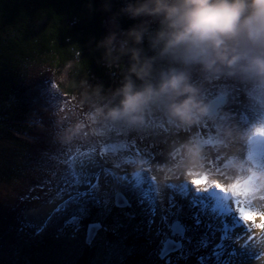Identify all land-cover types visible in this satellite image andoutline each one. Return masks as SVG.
<instances>
[{"label": "rangeland", "instance_id": "374dc122", "mask_svg": "<svg viewBox=\"0 0 264 264\" xmlns=\"http://www.w3.org/2000/svg\"><path fill=\"white\" fill-rule=\"evenodd\" d=\"M109 29L115 45L119 46V26L109 22ZM30 77L31 88L37 94L39 92L40 97L44 96L40 99L41 107L38 101L35 103L36 108L43 110L44 119L40 123L39 120L34 121L30 136H34L36 142L31 140L33 143L30 150H17L10 143L0 142V155H3L0 159L9 163L11 168L15 167L18 175L8 182L0 179V264H17L21 259L17 245L27 239L29 231L31 235L39 233L41 236H48L54 219L63 218L74 209L77 202L80 201L77 209H74L76 211L89 209L94 200L102 212L108 214L115 206V197L119 198V202H127L125 208H118V212H114V219L123 223L125 231L129 224L134 225L136 231L135 224H139L133 222L130 215L135 218L140 215L142 218L140 221L143 225H138L137 228L139 231L143 230L148 238L143 250L146 261H151L152 264H234L233 246L230 245H234V235L229 244V238L220 240L211 234L209 236L208 233H202L205 224H210L215 219L210 220L203 209L194 204L192 198L190 204V200H187L189 198L179 191L181 189L170 190L164 203H161V190L150 193V189L147 191L149 184L141 179L139 192L147 197L143 198L142 195L141 200L133 202L132 199L137 194L132 192L138 190L131 189L130 186L139 183L144 171V180L154 177L159 179V183H166L168 186L185 182L191 189L205 186L207 189L203 190L209 191V188L213 190L215 182H221V190H225L226 186L219 178L227 176L236 164L264 168V85L257 80L242 77L225 76L204 81L199 71L193 70V81L202 87L205 102L227 97L217 115L205 119L196 128L181 129L172 126L161 112H155L149 113L142 127L132 128L107 116L108 109L116 102L108 103L105 110L98 106V113L91 112L92 103L95 102L93 100L86 106L88 110L73 107L53 86L50 68H37ZM102 116L105 119L101 120ZM227 126H230L231 134L226 133L228 130L224 131ZM166 135L164 143L157 142ZM229 135L235 136L236 140L233 139L227 146L225 143ZM192 136L199 138L204 147L205 158L200 167L189 164L183 152L182 144ZM26 138L29 139V136ZM213 144L216 148L211 152ZM213 155L215 158H212ZM93 161L106 164L104 168H108V171L90 172L91 166L87 169L86 164ZM214 161H217L220 168L217 174L213 173ZM185 163L189 165L182 166ZM133 165L137 167H132ZM126 176L129 181H126ZM154 186L157 188L156 184ZM90 189L93 191H89ZM126 190L131 192L127 194V198L131 199L132 204L124 196ZM242 200L247 204L253 203L243 198ZM144 203H148L149 208ZM188 203L199 209L188 212ZM258 211L259 214H264V207H259ZM179 213L184 215L183 224L171 223L170 227V218L180 222ZM78 218L80 217L75 216L67 224ZM261 223L264 224V219ZM172 227H185L187 235L185 232L182 238L171 236ZM70 231L67 243L77 251L83 250L86 233L76 227ZM105 231L111 230L102 228L92 243L87 245L101 242L106 237ZM219 231L221 229L215 227L216 234ZM5 232L14 237L15 242L11 245ZM63 235V231L60 232L59 236ZM208 238L213 241L206 246ZM168 239L181 243L182 248L161 259L160 250ZM110 251V258H115L113 260L117 263L127 254L125 250L115 246H111ZM104 261H109L108 256L99 255L96 264Z\"/></svg>", "mask_w": 264, "mask_h": 264}, {"label": "trees", "instance_id": "16d2710c", "mask_svg": "<svg viewBox=\"0 0 264 264\" xmlns=\"http://www.w3.org/2000/svg\"><path fill=\"white\" fill-rule=\"evenodd\" d=\"M135 2L136 0H0V142L10 143L17 150H30L32 141L36 142L34 136H30L32 126L35 120L42 122L44 113L39 107L36 108L35 103L38 101L41 107L40 99L44 96L40 97L39 92L37 94L29 83L30 74L37 68L48 67L52 70L53 86L78 110H88L86 106L90 100L95 101L91 112L96 113L99 111L98 106L105 110L108 103H118L114 93L121 87L130 64L129 56L120 55L126 39L125 33L148 19H132L123 12L127 4ZM109 22L116 23L121 32V43L117 46L113 41L111 56L107 45L112 39ZM157 28L158 23H152L150 33ZM140 47L143 55H155L150 49L148 36ZM163 66L167 67L166 62H158L155 67L159 70ZM230 130V126L224 129L227 134ZM166 137L167 135L157 142L164 143ZM229 137L226 143L230 140ZM213 148L216 145L210 147L211 152L214 151ZM188 165L185 163L182 166ZM213 166L214 172H218L220 168L217 161H214ZM16 176L18 177L15 167L11 168L9 163L0 159V179L8 182ZM128 200L131 202V199ZM93 202L89 209L80 212L74 210L78 207L76 204L63 218L54 219L48 236H41L39 233L31 235L29 231L27 239L17 245L21 252V259L17 264H96L99 255L109 258V261L100 264H152L151 261H146L143 252L148 238L143 230L139 231L137 228L138 225H143L140 215L138 218L130 215L133 222L139 223L135 224L136 231L132 224L127 225L125 231L123 223L114 219V212H118L116 206L111 213L104 214L97 202ZM75 216L80 218L67 224ZM94 223L100 224L101 229L111 230L104 232L106 237L101 242L92 245L85 242L81 251L67 243L71 229L76 227L86 233L88 226ZM62 231L64 235L60 237ZM5 233L11 241L10 245L15 242L11 233ZM122 235H125L123 239ZM111 246L127 252L120 263L114 261L115 258H110Z\"/></svg>", "mask_w": 264, "mask_h": 264}, {"label": "clouds", "instance_id": "9594fccd", "mask_svg": "<svg viewBox=\"0 0 264 264\" xmlns=\"http://www.w3.org/2000/svg\"><path fill=\"white\" fill-rule=\"evenodd\" d=\"M123 12L148 19L125 33L120 55L129 56L130 64L114 93L118 103L108 109L110 119L139 128L149 113L161 112L174 127H198L213 108L193 70L204 81L242 77L264 85V0H136ZM154 22L158 28L150 33ZM146 36L151 57L140 47ZM113 39L107 42L110 56ZM158 62L168 66L157 70ZM182 148L189 164L202 165L199 138L190 137ZM219 179L231 195L264 207V168L236 164Z\"/></svg>", "mask_w": 264, "mask_h": 264}, {"label": "bare ground", "instance_id": "6f19581e", "mask_svg": "<svg viewBox=\"0 0 264 264\" xmlns=\"http://www.w3.org/2000/svg\"><path fill=\"white\" fill-rule=\"evenodd\" d=\"M89 165L91 166L89 171L93 173H97L98 171L106 173L108 171V168H104L106 165L104 163L90 162L86 164L87 169ZM144 173L143 171L140 175L139 183L133 185L128 183V185H131V189L134 188V190L139 191L142 179L145 184H149L147 191L150 189V193L161 190V192L159 191L160 196L163 198V202L161 203H164L166 194L169 193L170 190L172 192L175 189H181L179 191H182L181 193L185 195L186 198H189L187 200H190V204H192L190 199L192 198L194 204L199 205L203 209V213L206 214L210 220L215 219V227L221 229L226 224L231 225L234 235L232 250L234 264H264V228L261 227V225H264L261 223V220L264 219V214H259L258 209L260 206H254V203L247 204L242 198H236L229 193L227 187L225 190H221V182H215L212 187L213 190L209 188V191H205L203 190L204 188L207 189L205 186H203V188L198 187L197 189L193 187V189H191L190 185L185 182L168 186L166 183H159L158 178L154 179V177H152L150 180H144ZM126 177V181H129L128 176ZM154 184L157 185V188ZM160 187L162 189H160ZM142 190L144 191L145 187H143ZM89 191L93 190L90 189ZM244 213H251L253 218L250 221H245L242 217ZM226 233H228V230L224 231L221 229L217 235L221 237L225 236Z\"/></svg>", "mask_w": 264, "mask_h": 264}, {"label": "water", "instance_id": "95a60500", "mask_svg": "<svg viewBox=\"0 0 264 264\" xmlns=\"http://www.w3.org/2000/svg\"><path fill=\"white\" fill-rule=\"evenodd\" d=\"M225 102H226L225 98L215 99V100H212L210 102V104L212 105V108H213V112H212L211 117L217 115L219 108L222 107L225 104ZM117 199H119V198L115 199V206L117 208H125L127 206V203L125 201L120 199L122 202H119ZM173 224H180V222L175 221V222H173ZM99 230H101L100 224H92V225L88 226V229L86 231V235H87L86 242H87V244L92 243V241L95 239ZM175 235L180 237V238L184 237L185 228L183 227V229H182L180 227H172L171 236H175ZM181 248H182L181 243H176L172 239H168L163 243V249L160 253V258L164 259L169 254L175 253V252L179 251Z\"/></svg>", "mask_w": 264, "mask_h": 264}, {"label": "snow or ice", "instance_id": "6c2138e0", "mask_svg": "<svg viewBox=\"0 0 264 264\" xmlns=\"http://www.w3.org/2000/svg\"><path fill=\"white\" fill-rule=\"evenodd\" d=\"M242 217L245 221H250L253 218L251 213H244ZM261 227L264 228V225H261Z\"/></svg>", "mask_w": 264, "mask_h": 264}]
</instances>
